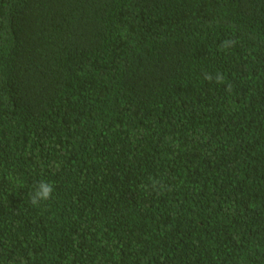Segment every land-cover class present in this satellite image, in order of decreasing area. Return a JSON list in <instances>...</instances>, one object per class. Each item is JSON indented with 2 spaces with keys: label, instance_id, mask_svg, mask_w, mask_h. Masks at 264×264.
I'll use <instances>...</instances> for the list:
<instances>
[{
  "label": "trees",
  "instance_id": "obj_1",
  "mask_svg": "<svg viewBox=\"0 0 264 264\" xmlns=\"http://www.w3.org/2000/svg\"><path fill=\"white\" fill-rule=\"evenodd\" d=\"M0 264H264V0H0Z\"/></svg>",
  "mask_w": 264,
  "mask_h": 264
},
{
  "label": "clouds",
  "instance_id": "obj_2",
  "mask_svg": "<svg viewBox=\"0 0 264 264\" xmlns=\"http://www.w3.org/2000/svg\"><path fill=\"white\" fill-rule=\"evenodd\" d=\"M235 41L225 40L221 44L222 49H228L234 45ZM206 80H213V76L211 74H205L204 77ZM215 81L217 83L224 82V76L221 73H217L215 76ZM228 91H231V86L229 85ZM54 192V186L48 181H40L37 183L34 191L31 193V203L35 207H39L42 202H46L51 199L52 194Z\"/></svg>",
  "mask_w": 264,
  "mask_h": 264
}]
</instances>
